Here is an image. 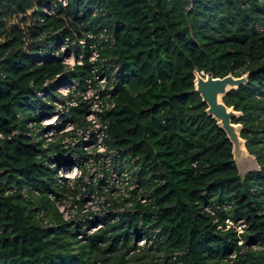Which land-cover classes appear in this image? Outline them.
<instances>
[{
	"label": "trees",
	"instance_id": "obj_1",
	"mask_svg": "<svg viewBox=\"0 0 264 264\" xmlns=\"http://www.w3.org/2000/svg\"><path fill=\"white\" fill-rule=\"evenodd\" d=\"M50 1L0 0V131L20 128L23 106L34 105L36 92L48 88L44 82L63 70L56 59L37 63L31 53L39 38L80 37L107 26L114 44L101 57L119 64V83L115 107L102 117L105 142L136 157L148 200L133 199L130 210L104 215L103 228L82 232L64 221L48 198L69 188L40 162L44 152L23 134L5 138L0 264H155L156 252L169 264H214L213 259L228 264L224 259L233 251L230 264H264V34L254 26L264 27V0H69L41 23L40 9ZM91 66L86 57L60 82L74 74L85 77ZM194 71L213 77L248 73L245 83L222 97L241 112L232 122L241 125L245 148L258 165L244 177L225 132L194 90ZM11 185L36 188L40 196L24 201L17 193L6 194ZM213 201L233 206L214 223L203 212ZM38 208L57 225L42 228L35 219ZM226 217L244 220L243 244L233 228H225ZM141 237L152 243L139 247Z\"/></svg>",
	"mask_w": 264,
	"mask_h": 264
},
{
	"label": "built area",
	"instance_id": "obj_2",
	"mask_svg": "<svg viewBox=\"0 0 264 264\" xmlns=\"http://www.w3.org/2000/svg\"><path fill=\"white\" fill-rule=\"evenodd\" d=\"M69 0H52L45 3L38 15L42 23L49 16L56 13L59 6H66ZM92 15H98V8L92 9ZM102 11V14H105ZM115 23L113 22L112 25ZM255 29L264 34V27L254 24ZM96 32L86 30L80 37L39 38L36 49L31 53L42 59L52 58L59 60L63 66L62 72L44 82V87L35 94L36 103L24 105L26 117L20 128L12 129L9 133L0 131V145L7 138L23 134L32 143L44 152L39 153L40 162L55 171L54 177L58 184L66 183L69 192L62 196L48 193V198L64 221L78 225L82 232L92 233L105 226L102 218L109 212L129 209L133 199L146 203L148 193H145L139 183L136 157H131L121 149L108 147L107 123L102 117L110 112L116 104V86L119 79L116 72L119 64H108V58L101 57L105 47L114 44L113 33L107 26H99ZM92 64L89 74L85 77L71 76L65 82H60L63 74H69L76 66H82L84 59ZM201 75H205L200 72ZM116 175L120 176V186L117 189L118 179L113 185ZM112 178V182L110 181ZM81 179L84 184H80ZM162 180L159 181V184ZM87 185L93 190L88 192ZM76 189L77 191H74ZM6 194L17 193L24 201L34 202L40 191L26 185H11L6 188ZM114 194L121 195L119 199ZM106 196V200L102 199ZM110 196V199H107ZM123 199H129L124 205H119ZM115 203L116 206H112ZM229 201H213L204 206L205 215L218 221L220 212L232 209ZM130 210V209H129ZM35 219L42 228H52L57 225L55 219L47 215L43 208L35 211ZM95 221L88 225L90 221ZM114 220V218L112 219ZM225 228H233L238 238L237 243L243 244L242 234L235 228H246L243 219L237 221L229 217L224 219ZM152 239L138 238L139 247L148 246ZM246 248V246H245ZM131 253V252H130ZM236 252H231L224 259L232 263Z\"/></svg>",
	"mask_w": 264,
	"mask_h": 264
},
{
	"label": "water",
	"instance_id": "obj_3",
	"mask_svg": "<svg viewBox=\"0 0 264 264\" xmlns=\"http://www.w3.org/2000/svg\"><path fill=\"white\" fill-rule=\"evenodd\" d=\"M247 77L248 73L238 77L231 74H227L223 77H213L211 74L201 75L199 72L194 71V90L206 104L205 111L207 114L211 115L216 120L219 127L225 132L226 137L232 145L233 159L235 158L234 150H237L240 156H243L247 151L245 148V139L240 136L241 125L232 122V118L238 117L241 112L234 110L232 106H226L222 97L230 89L245 83ZM240 143L244 146V153L239 149Z\"/></svg>",
	"mask_w": 264,
	"mask_h": 264
},
{
	"label": "rangeland",
	"instance_id": "obj_4",
	"mask_svg": "<svg viewBox=\"0 0 264 264\" xmlns=\"http://www.w3.org/2000/svg\"><path fill=\"white\" fill-rule=\"evenodd\" d=\"M244 75V74H243ZM247 152V151H246ZM244 153L243 156H240L238 151L237 150H234V159L236 161V164H237V168H238V171H239V174L241 177H244V175L248 172V171H251V170H254V169H258V165L255 161V158L248 154L247 153ZM118 179V185H117V189L119 188L120 186V176L116 175V177L114 178V181H113V185H114V188L116 187L115 186V183H116V180ZM112 178H110V181L112 182ZM115 197H117V199H119L121 197V195H118V194H114ZM102 199L105 201L106 200V196L105 195H102ZM107 199H110V196H107ZM235 228L236 230L238 231V233H240L241 231L243 232L244 230V227H241L239 228V226L237 224H235ZM253 250H259L260 247L257 246V245H253L251 247ZM136 251L134 252H131L128 254V257H132V255L135 253ZM162 254L160 252H156L155 253V256L153 257V262L156 264H169V263H166V262H163V260L160 258ZM149 257L146 258V260H148ZM213 263L214 264H220L216 259H213ZM230 264V263H228Z\"/></svg>",
	"mask_w": 264,
	"mask_h": 264
},
{
	"label": "bare ground",
	"instance_id": "obj_5",
	"mask_svg": "<svg viewBox=\"0 0 264 264\" xmlns=\"http://www.w3.org/2000/svg\"><path fill=\"white\" fill-rule=\"evenodd\" d=\"M239 149L244 153L245 149H244L243 144L240 143Z\"/></svg>",
	"mask_w": 264,
	"mask_h": 264
}]
</instances>
